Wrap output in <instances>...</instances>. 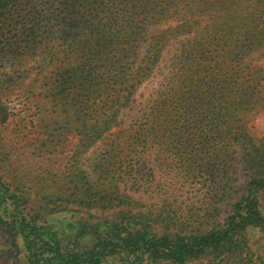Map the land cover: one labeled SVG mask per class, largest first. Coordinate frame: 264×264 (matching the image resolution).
<instances>
[{
    "label": "rangeland",
    "instance_id": "374dc122",
    "mask_svg": "<svg viewBox=\"0 0 264 264\" xmlns=\"http://www.w3.org/2000/svg\"><path fill=\"white\" fill-rule=\"evenodd\" d=\"M234 1L184 0V29L193 23L191 13L198 27L179 35L172 30L176 37L163 52L159 69L133 92L130 116L120 110L126 113L102 133L103 92L80 94V112L64 116L63 106L51 95L57 71L49 64L37 69L33 60L19 56L12 63L13 55L6 54L0 41V174L16 188L27 217L50 225L65 240L79 234L81 247L91 240L85 224H102L130 207L153 209L185 228L156 229L160 232L199 233L224 218L238 195L234 192L253 178L260 167L257 159H264V0H249L243 36L261 42L242 53L238 63L233 31L223 27L226 20L201 11L215 12ZM175 24L172 19L170 25ZM159 85L168 98L166 122L195 150L168 143L147 150L116 149L111 162L115 173L107 174L112 134L134 124L138 105ZM129 169L137 170L130 176L149 179L147 190L136 189L126 180L130 177L121 178ZM222 187L230 197H220ZM20 247L0 228V264H27ZM216 263L205 257L188 264Z\"/></svg>",
    "mask_w": 264,
    "mask_h": 264
},
{
    "label": "trees",
    "instance_id": "16d2710c",
    "mask_svg": "<svg viewBox=\"0 0 264 264\" xmlns=\"http://www.w3.org/2000/svg\"><path fill=\"white\" fill-rule=\"evenodd\" d=\"M183 3L184 0H0V41L5 42L6 54L12 58L33 60L37 69L49 64L57 71L51 95L57 105L63 106L64 116L70 111L80 112V94L90 97L103 92L102 133L120 120L119 116L126 113L122 111L128 110L126 115L130 116L133 92L152 76L153 69H159L163 52L176 37L172 30L175 28L179 35L191 32L194 25L198 27L191 13L193 23L188 31L184 29L187 20L182 18ZM220 8L215 12L201 11L207 17L216 13L226 20L223 27L233 31V58L238 63L242 53L261 42L243 36L249 26V0H235ZM172 19L176 21L173 26ZM167 101L157 86L138 105L131 119L134 124L112 134L105 157L107 174L115 173L111 162L117 158L116 149L147 150L155 144L168 143L195 150L194 143L173 133L166 122ZM257 163L259 169L234 192L238 195L224 218L203 232H160L156 229L185 228L153 209L130 207L102 224H85V229L91 228V240L81 247L79 234L72 241L65 240L50 225L27 217L16 188L1 174L0 228L8 233L10 242L16 246L21 243L27 264H102L115 259L118 264H188L205 257L216 264H264V159L258 158ZM136 171L129 169L120 176L130 177L126 180L136 189L147 190L149 179L142 182L130 176ZM224 195L230 197L222 187L220 197Z\"/></svg>",
    "mask_w": 264,
    "mask_h": 264
}]
</instances>
